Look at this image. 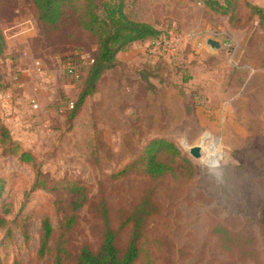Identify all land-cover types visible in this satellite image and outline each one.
Returning a JSON list of instances; mask_svg holds the SVG:
<instances>
[{
	"label": "rangeland",
	"instance_id": "1",
	"mask_svg": "<svg viewBox=\"0 0 264 264\" xmlns=\"http://www.w3.org/2000/svg\"><path fill=\"white\" fill-rule=\"evenodd\" d=\"M233 2L231 17L205 0H125L131 17L183 42L161 57L148 40L128 43L76 107L89 66L75 77L62 59L95 53L97 37L71 10L49 26L31 0H0V121L36 161L0 142V264H54L59 249L74 264L82 244L98 245L104 211L122 245L123 221L144 198L158 209L134 264H264V19L246 4L264 0ZM207 37L223 46L208 49ZM152 137L190 160H178V176L144 171L139 154ZM38 171L57 186L35 184ZM67 183L85 187L81 205ZM44 217L52 232L41 251Z\"/></svg>",
	"mask_w": 264,
	"mask_h": 264
},
{
	"label": "trees",
	"instance_id": "2",
	"mask_svg": "<svg viewBox=\"0 0 264 264\" xmlns=\"http://www.w3.org/2000/svg\"><path fill=\"white\" fill-rule=\"evenodd\" d=\"M31 1L41 22L49 26H57L65 11L71 10L81 28L97 37V49L93 53L94 60L88 64L85 83L79 93L76 107L81 105L85 97L95 90L103 72L116 63L117 53L124 49L128 43L135 40L149 41L161 34L151 23L131 17L125 9V0ZM205 2L217 11L229 13L231 17L236 16L234 15L235 4L233 0H205ZM246 4L250 8L251 13L259 17V20L264 19V7L250 2H246ZM4 50L5 41L0 31V56ZM0 142H9L11 149L18 153L21 160L36 163L33 153L20 147L13 140L8 127L1 121ZM139 160L144 166V171L150 176L182 173L177 169L181 165L178 160H184L190 164V160L180 153L176 144L165 137L150 138L139 154ZM34 183L45 186H47L46 183L51 184L50 187H55L58 184L55 181L46 182L45 179L41 178L39 171L35 175ZM1 187L2 179L0 178V190ZM67 187L71 191L79 192L80 197L73 204L81 205L86 195L85 187L78 183H67ZM157 209L158 207H156L155 202L151 198H144L136 204L129 216L123 221V224L130 223V233L126 242L122 245L117 241V233L120 227L113 226L104 211L98 245L92 247L89 243L82 244L74 256V264H134L141 252L140 238L151 217L156 214ZM73 216L74 214H71L69 221ZM259 218L264 227V208L260 210ZM3 221L4 219L0 217V223ZM51 232L52 225L50 220L44 217L41 220V251L45 249ZM60 250L62 249L57 251L54 264H66L63 261Z\"/></svg>",
	"mask_w": 264,
	"mask_h": 264
},
{
	"label": "built area",
	"instance_id": "3",
	"mask_svg": "<svg viewBox=\"0 0 264 264\" xmlns=\"http://www.w3.org/2000/svg\"><path fill=\"white\" fill-rule=\"evenodd\" d=\"M183 36L177 32H169L152 38L147 43V49L154 56H174L177 49L181 46ZM63 67L72 76L78 77L80 67L93 62V52L86 49H74L69 54L63 56ZM38 64V61H36ZM33 105L37 102L32 100Z\"/></svg>",
	"mask_w": 264,
	"mask_h": 264
},
{
	"label": "water",
	"instance_id": "4",
	"mask_svg": "<svg viewBox=\"0 0 264 264\" xmlns=\"http://www.w3.org/2000/svg\"><path fill=\"white\" fill-rule=\"evenodd\" d=\"M206 44H207L208 49L210 50L221 48L223 46L222 41L215 37H207ZM189 152L193 156L197 157L201 154V147L198 144L192 145L189 147Z\"/></svg>",
	"mask_w": 264,
	"mask_h": 264
},
{
	"label": "crops",
	"instance_id": "5",
	"mask_svg": "<svg viewBox=\"0 0 264 264\" xmlns=\"http://www.w3.org/2000/svg\"><path fill=\"white\" fill-rule=\"evenodd\" d=\"M136 41H138V40H136Z\"/></svg>",
	"mask_w": 264,
	"mask_h": 264
}]
</instances>
